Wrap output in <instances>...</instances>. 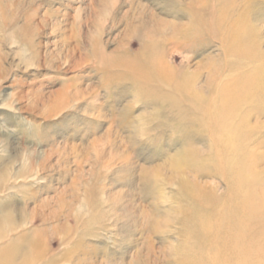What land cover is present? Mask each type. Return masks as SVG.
<instances>
[{
    "label": "rangeland",
    "instance_id": "374dc122",
    "mask_svg": "<svg viewBox=\"0 0 264 264\" xmlns=\"http://www.w3.org/2000/svg\"><path fill=\"white\" fill-rule=\"evenodd\" d=\"M0 264H264V0H0Z\"/></svg>",
    "mask_w": 264,
    "mask_h": 264
},
{
    "label": "bare ground",
    "instance_id": "6f19581e",
    "mask_svg": "<svg viewBox=\"0 0 264 264\" xmlns=\"http://www.w3.org/2000/svg\"><path fill=\"white\" fill-rule=\"evenodd\" d=\"M249 24H250V23H249ZM237 27H238V26H237ZM244 27H245V26H244ZM234 28H235V27H234ZM232 30H233V29H232ZM232 30H231V31H232ZM237 30H238V29H237ZM240 30H241V29H240ZM238 31H239V30H238ZM234 32H235V31H234ZM249 32H250V31H249ZM251 32H252V31H251ZM255 32H256V31H255ZM231 33H232V32H231ZM228 34H229V33H228ZM248 34H249V33H247V35H248ZM255 34H256V33H255ZM234 35H235V34H234ZM253 35H254V34H253ZM231 36H232V35H231ZM253 37H254V36H253ZM229 38H230V37H229ZM238 38H239V37H238ZM250 38H251V37H250ZM236 39H237V38H236ZM236 39H235V40H236ZM242 39H244V38H242ZM255 39H256V38H255ZM238 40H239V39H238ZM246 40H247V39H246ZM252 40H253V38H252ZM242 41H243V40H242ZM242 41H241V42H242ZM255 41H256V40H255ZM236 42H237V40H236ZM246 42H247V41H246ZM242 43H244V42H242ZM229 44H230V43H229ZM244 44H245V43H244ZM244 44H242V45H244ZM255 44H256V42H255ZM237 45H238V44H237ZM239 46H240V45H239ZM232 47H233V46H232ZM233 48H234V47H233ZM239 49H240V48H239ZM231 50H232V49H231ZM233 53H234V52H233ZM243 54H244V53H243ZM245 54H246V53H245ZM247 54H248V52H247ZM247 54H246V55H247ZM185 95H186V94H185ZM245 100H246V99H245ZM229 116H230V115H229ZM233 116H234V115H233ZM221 121H222V120H221ZM242 144H243V143H242ZM183 176H184V175H183ZM198 196H199V195H198ZM195 197H196V196H195ZM197 201H199V199H197ZM250 203H251V202H250ZM250 208H251V207H250ZM243 210H244V209H243ZM248 212H249V210H248ZM199 214H200V213H199ZM197 215H198V214H197ZM197 215H196V214H192L191 216L188 215L187 218H188L189 221L191 220V221H193L194 223H197V218H196V217L199 216V215H198V216H197ZM200 215H201V214H200ZM248 216H249V215H248ZM200 217H201V216H200ZM200 217H199V218H200ZM198 221H199V220H198ZM194 223H192V224H194ZM198 223H199V222H198ZM208 223H209V222H208ZM199 224H200V223H199ZM210 224H211V223H210ZM191 226H192V225H191ZM193 226L195 227V225H193ZM197 227H199V226L197 225ZM207 229H208V228H207ZM208 230H209V229H208ZM201 233H202V232H201ZM205 235H206V234H205Z\"/></svg>",
    "mask_w": 264,
    "mask_h": 264
}]
</instances>
